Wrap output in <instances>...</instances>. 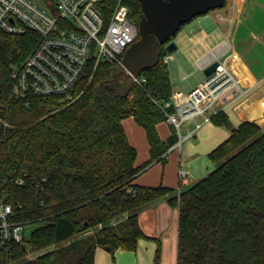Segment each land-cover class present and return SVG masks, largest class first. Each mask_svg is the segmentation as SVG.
<instances>
[{
	"label": "trees",
	"instance_id": "obj_1",
	"mask_svg": "<svg viewBox=\"0 0 264 264\" xmlns=\"http://www.w3.org/2000/svg\"><path fill=\"white\" fill-rule=\"evenodd\" d=\"M122 2L138 21V2ZM37 41L31 31L0 30V204L10 206L9 222L39 224L19 244L0 238V264H94L96 248L111 256L134 251L144 237L137 212L157 199L178 210L176 264H264V128L248 121L231 128L207 154L215 169L185 188L138 186L135 179L164 164L176 141L174 132L162 141L156 131L172 111L165 52L126 97L108 86L113 66L99 64L61 105L13 92L11 67ZM126 118L145 132L149 156L140 165L121 125ZM210 122L229 128L222 112ZM28 250L39 254L26 260Z\"/></svg>",
	"mask_w": 264,
	"mask_h": 264
},
{
	"label": "built area",
	"instance_id": "obj_2",
	"mask_svg": "<svg viewBox=\"0 0 264 264\" xmlns=\"http://www.w3.org/2000/svg\"><path fill=\"white\" fill-rule=\"evenodd\" d=\"M108 0H0V30L12 35L33 32L37 44L18 66L11 67L10 78L16 95L38 99L55 98L61 105L73 100L77 83L99 64L122 68L125 51L138 39L137 25L129 7L117 0L107 11ZM169 54L161 62L166 65ZM232 56L227 40L222 41L197 62L214 70L196 87L183 95H171L164 122L173 129L176 141L167 152L179 151L213 116L236 107L251 88L243 86L229 67ZM131 79L136 86L145 80ZM192 128L183 133V126ZM6 126V124H5ZM178 179L186 177L179 169ZM11 208L0 204V238L3 243H21L23 226L9 222Z\"/></svg>",
	"mask_w": 264,
	"mask_h": 264
},
{
	"label": "crops",
	"instance_id": "obj_3",
	"mask_svg": "<svg viewBox=\"0 0 264 264\" xmlns=\"http://www.w3.org/2000/svg\"><path fill=\"white\" fill-rule=\"evenodd\" d=\"M173 40L175 50L168 55L167 61L172 63L168 70L171 95L188 92L189 87L183 88L182 81L190 75L189 69L195 67L203 72L198 60L224 40L228 41L232 52L229 59L231 71L243 86L251 90L241 103L224 113L229 128L211 122L204 124L193 138L182 144L176 162H170L158 172L151 171L155 165L161 164L155 163L135 179V184L142 187L185 188L205 173L207 154L229 136L231 128L251 120H256L255 124L264 128V0H226L221 10L195 18ZM170 72L179 73L181 82L174 84ZM201 82L199 79L194 86ZM121 125L128 143L136 150V157L140 148L147 149L145 162L149 154L144 130L132 118L122 120ZM159 125H156L158 137L165 141L173 129L167 124L168 132L165 134L164 131V135L162 130L159 131ZM191 128V124L184 125L183 133ZM171 152H166V161ZM135 165L140 164L135 160ZM179 169L186 172L185 178L178 179ZM177 217V208L169 206L165 199L144 205L137 212V223L144 237L137 241L135 250H118L111 256L103 248H96L94 264H109V259L110 264H176Z\"/></svg>",
	"mask_w": 264,
	"mask_h": 264
},
{
	"label": "water",
	"instance_id": "obj_4",
	"mask_svg": "<svg viewBox=\"0 0 264 264\" xmlns=\"http://www.w3.org/2000/svg\"><path fill=\"white\" fill-rule=\"evenodd\" d=\"M141 15L137 24L138 39L125 51L122 68L114 66L111 77L115 81L109 87L119 89L126 97L134 86L131 76L138 77L148 69L154 68L160 60L162 50L171 54L175 45L170 41L179 28L208 12L222 9L226 0H136ZM170 41V42H169ZM216 64L203 71L208 76ZM264 118V114L262 116ZM256 123V120H251ZM108 251V247H103Z\"/></svg>",
	"mask_w": 264,
	"mask_h": 264
},
{
	"label": "rangeland",
	"instance_id": "obj_5",
	"mask_svg": "<svg viewBox=\"0 0 264 264\" xmlns=\"http://www.w3.org/2000/svg\"><path fill=\"white\" fill-rule=\"evenodd\" d=\"M217 10H221V9H217ZM216 11V10H214ZM176 41V40H175ZM172 43L175 45V42L174 40L172 39ZM172 67V63L171 62H168L167 63V69L170 70ZM190 70V75L186 77V80L185 81H182L183 82V88H188L189 87V90L190 91L191 89H193L195 86V82H197L199 79H201V81L204 80L205 76L203 74L202 71H199L197 70L195 67H191ZM180 76L179 73L177 72H170V77L172 78L173 80V83H179L181 82V79H180ZM162 130L163 134H164V131H165V134H167L168 132V127H167V123L166 122H163V123H160L159 125V131ZM164 134V135H165ZM144 149V148H143ZM143 149H139L137 151V157H136V162L141 164L146 158H147V149L144 151ZM143 150V151H142ZM177 154H178V151L177 150H174L173 152L169 153L168 154V158H167V161L161 165V164H157L155 165L151 171H157L159 169H163V168H166L168 166V164L171 162L172 164L174 163V161L176 162L177 160ZM176 159V160H175ZM206 167L207 169H205V173L199 178H204L205 176H207L210 172H212L214 169H215V166L212 165L208 160H206ZM37 226H39V224H30V225H26L24 228H23V231H24V236L25 238H27L28 234L34 229L36 228ZM90 233V232H89ZM55 248V246H52L50 247L48 250H53ZM39 253H34V252H31L28 250L27 254H26V257L25 259L26 260H30V259H33L35 258L36 256H38ZM111 263V259H109V264Z\"/></svg>",
	"mask_w": 264,
	"mask_h": 264
},
{
	"label": "flooded vegetation",
	"instance_id": "obj_6",
	"mask_svg": "<svg viewBox=\"0 0 264 264\" xmlns=\"http://www.w3.org/2000/svg\"><path fill=\"white\" fill-rule=\"evenodd\" d=\"M136 1V0H135ZM141 11V10H140ZM140 15H141V13H140ZM140 15H139V19H140ZM139 21V20H138ZM138 21H135L134 20V22H135V24L137 25L138 24Z\"/></svg>",
	"mask_w": 264,
	"mask_h": 264
}]
</instances>
